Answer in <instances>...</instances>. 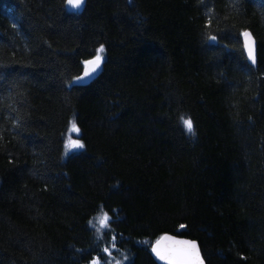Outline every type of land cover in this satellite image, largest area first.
<instances>
[{
  "label": "trees",
  "instance_id": "16d2710c",
  "mask_svg": "<svg viewBox=\"0 0 264 264\" xmlns=\"http://www.w3.org/2000/svg\"><path fill=\"white\" fill-rule=\"evenodd\" d=\"M165 233L264 264V0H0V264H157Z\"/></svg>",
  "mask_w": 264,
  "mask_h": 264
},
{
  "label": "snow or ice",
  "instance_id": "6c2138e0",
  "mask_svg": "<svg viewBox=\"0 0 264 264\" xmlns=\"http://www.w3.org/2000/svg\"><path fill=\"white\" fill-rule=\"evenodd\" d=\"M66 3L72 9L78 10L84 4V0H66ZM243 35L245 37L250 36L247 32H244ZM215 39V36L210 37V40L215 41ZM248 49L250 58H252L253 62H255V57L252 55L253 48L251 43L248 44ZM103 52L104 47L101 45L97 50L95 57L84 62V75L82 77L78 76L76 78L77 80L83 81L84 78L89 77L91 74L96 72L101 64ZM182 123L190 134L193 133V122L191 119L182 117ZM73 132L77 134L79 133V129L74 121L71 123V127L69 129V133ZM83 147L84 145L79 139H73L71 135H69L68 140L65 143V155L72 150L82 149ZM96 219L99 230L103 231L109 227L110 217L107 213H101L100 217ZM183 227L185 226L181 225V228ZM113 239H115V237H113ZM162 241H167L168 243L162 244ZM104 251L108 252V249L105 248ZM152 252L158 259L165 261L166 264H204L200 255L199 247L195 241L176 240L174 237L164 236L161 237L160 240H157L155 246L152 247ZM93 264H99L98 260H94Z\"/></svg>",
  "mask_w": 264,
  "mask_h": 264
},
{
  "label": "water",
  "instance_id": "95a60500",
  "mask_svg": "<svg viewBox=\"0 0 264 264\" xmlns=\"http://www.w3.org/2000/svg\"><path fill=\"white\" fill-rule=\"evenodd\" d=\"M66 7H67L68 9H72L71 7H69V6L67 5V3H66ZM81 7H82V6H81ZM81 7H80V8H81ZM244 32L249 33L250 36H249V37H245V36L243 35ZM241 42H242V49H243L244 55H245V57H246L247 63H248L250 66L255 67V66H256L257 44H256V40H255L253 34H252L249 30H244V31L242 32V34H241ZM249 43H251L252 48H253V53H252V55L255 57V62H253V59L250 58L249 49H248V44H249ZM93 58H94V57H92V58H90V59H88V60H91V59H93ZM86 61H87V60H86ZM101 67H102V61H101V64H100L99 68L96 70L95 73L91 74V76H89V77L84 78L83 81H79V80L76 79L75 82H76L77 84H86V83H88L89 81H91L92 79H94L95 77H97V76L99 75V73L101 72ZM83 75H84V64H83V68H82V71H81V73H80L79 76L82 77ZM164 236L174 237L176 240H189V241H195V240H193V239H189V238H186V237H183V236H179V235H174V234H169V233L162 234V235H161L160 237H158V238L153 242V244L151 245V251H150V254H151V257L154 259V261H155L157 264H166V262L163 261V260H160V259H158V258L156 257V255L152 252V247L155 246L157 240H160V238H161V237H164ZM195 242L197 243V241H195ZM161 243H162V244H167L168 242H167V241H162ZM197 245H198V243H197ZM198 247H199V245H198ZM199 251H200V248H199ZM200 255H201L202 259H203V256H202V254H201V251H200ZM203 261H204V259H203ZM204 264H206L205 261H204Z\"/></svg>",
  "mask_w": 264,
  "mask_h": 264
},
{
  "label": "rangeland",
  "instance_id": "374dc122",
  "mask_svg": "<svg viewBox=\"0 0 264 264\" xmlns=\"http://www.w3.org/2000/svg\"><path fill=\"white\" fill-rule=\"evenodd\" d=\"M69 135H71V137L73 138V139H78L77 137V133H75V132H73V133H69V131H68V133H67V135H66V139H65V141H64V147H65V143L67 142V140H68V137H69ZM76 150H78V149H75V150H72V151H76ZM100 215L101 214H99V215H97L95 218H94V224L96 225V227H98V225H97V219L96 218H98V217H100ZM110 253V251L108 250V252H106V254H105V256H104V259H103V264H120V262H122V259H120L119 260V258L118 257H112L111 256V254H109ZM96 260V259H95ZM93 261L94 260H92L91 262H86V263H83V264H93ZM100 264V263H99Z\"/></svg>",
  "mask_w": 264,
  "mask_h": 264
}]
</instances>
